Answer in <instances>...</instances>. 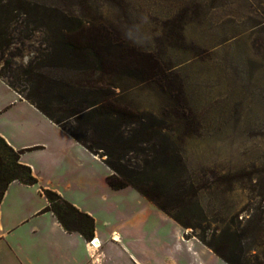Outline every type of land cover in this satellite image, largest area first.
Returning <instances> with one entry per match:
<instances>
[{"label": "rangeland", "instance_id": "obj_1", "mask_svg": "<svg viewBox=\"0 0 264 264\" xmlns=\"http://www.w3.org/2000/svg\"><path fill=\"white\" fill-rule=\"evenodd\" d=\"M0 78L25 98L39 87L55 107L75 83L122 90L119 104L167 126L166 140L154 132L141 145L183 159L148 173L158 175L148 188L158 187L161 210L189 223L171 217L182 244L198 262L227 264L217 248L264 264V0H0ZM151 156L129 151L127 159L143 166ZM147 202L123 192L116 215ZM174 230L149 218L140 246L150 264H169L164 236Z\"/></svg>", "mask_w": 264, "mask_h": 264}, {"label": "crops", "instance_id": "obj_2", "mask_svg": "<svg viewBox=\"0 0 264 264\" xmlns=\"http://www.w3.org/2000/svg\"><path fill=\"white\" fill-rule=\"evenodd\" d=\"M0 136L14 149L23 150L20 161L32 168L38 180L35 184L11 182L0 202V264H150L140 243L154 215L172 222L175 228L164 236L170 241L163 249L169 264H208L204 257L198 262L196 254L200 253L182 244V231L174 219L136 189L112 188L108 182L112 171L103 158L2 78ZM45 189L57 191L90 214L95 219L94 236L88 239L80 232L68 231L53 211L46 210ZM133 190L150 205L145 204L134 215H116L117 196ZM116 234L119 239L115 240ZM95 238L101 243L99 248L90 243Z\"/></svg>", "mask_w": 264, "mask_h": 264}, {"label": "trees", "instance_id": "obj_3", "mask_svg": "<svg viewBox=\"0 0 264 264\" xmlns=\"http://www.w3.org/2000/svg\"><path fill=\"white\" fill-rule=\"evenodd\" d=\"M71 46L77 50H83L81 46L75 44ZM90 49L93 51L94 47ZM93 68L101 70L98 64ZM84 69H91V65L87 64ZM9 84L16 89L13 84ZM68 87L73 89L74 94L57 100V107L54 106V101L44 96L39 87L30 90L26 99L66 129L89 151L103 158L112 171L108 176V182L112 188L132 187L158 208L166 211V207L158 196L152 193L158 187L148 188L149 183H157L158 178V175L148 174L149 168L155 171L159 163L173 170L176 166L183 165V159L178 153L169 154L167 146L154 145L144 148L141 145L143 142H149L151 138L147 136L149 134L151 136L154 132L164 140L168 138L164 132L167 128L164 121L150 112L137 113L119 104L117 98L122 94V90L118 94L112 91L111 87L105 88L102 85H90L85 82ZM70 120L72 124L67 125ZM150 149L152 156L140 159L143 166L140 163L132 164L127 159L129 151L145 153ZM22 152L23 150L14 149L0 136V202L11 182L17 180L25 184H35L38 181L32 168L20 161ZM169 175L171 173L166 174L165 177ZM44 192L49 201L46 210L53 211L68 231L80 232L88 239L94 236L95 219L90 214L80 210L55 190L45 189ZM170 215L177 222L185 226L189 225L178 215ZM214 250L228 264H241L229 258L221 250L217 248Z\"/></svg>", "mask_w": 264, "mask_h": 264}, {"label": "built area", "instance_id": "obj_4", "mask_svg": "<svg viewBox=\"0 0 264 264\" xmlns=\"http://www.w3.org/2000/svg\"><path fill=\"white\" fill-rule=\"evenodd\" d=\"M114 239H115V237H114ZM96 240H98V239L95 238V239H93L90 243H91L92 246H94V247L97 246L96 248H99L98 245H101V243H96V242H95Z\"/></svg>", "mask_w": 264, "mask_h": 264}, {"label": "bare ground", "instance_id": "obj_5", "mask_svg": "<svg viewBox=\"0 0 264 264\" xmlns=\"http://www.w3.org/2000/svg\"><path fill=\"white\" fill-rule=\"evenodd\" d=\"M116 239H119V235H117V234L115 235V240H116ZM99 246H100V245H98V247H99ZM96 247H97V246H96Z\"/></svg>", "mask_w": 264, "mask_h": 264}]
</instances>
